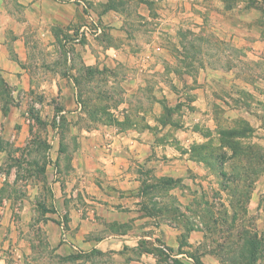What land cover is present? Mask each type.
Masks as SVG:
<instances>
[{
    "label": "crops",
    "instance_id": "obj_1",
    "mask_svg": "<svg viewBox=\"0 0 264 264\" xmlns=\"http://www.w3.org/2000/svg\"><path fill=\"white\" fill-rule=\"evenodd\" d=\"M129 17L111 0H0V188L32 144L52 145L38 179L25 180L50 189L52 210L38 219L49 254L31 260L33 204L20 230L2 208L0 249L8 228L17 264H232L191 212L206 176L223 190L221 175H259L230 199L257 207L264 245V26L237 39L225 21L221 53L167 79L162 47Z\"/></svg>",
    "mask_w": 264,
    "mask_h": 264
},
{
    "label": "rangeland",
    "instance_id": "obj_2",
    "mask_svg": "<svg viewBox=\"0 0 264 264\" xmlns=\"http://www.w3.org/2000/svg\"><path fill=\"white\" fill-rule=\"evenodd\" d=\"M111 1L129 12V18L132 19L134 25L139 23L143 26V30H141L143 34L142 37L148 41L155 40V42L160 44L162 51H156L155 56L157 60L167 61V79H170L169 73L171 71L180 75L185 66L195 70L200 57L214 60L219 51L220 53L222 51L221 43L225 39L226 33H229L227 29H233L229 25H225L226 22L236 26L234 35L237 39L240 38L243 32L241 29H243L245 25L256 23V25L264 26V0ZM147 10H149L147 12L148 14H140L142 12L145 13ZM147 15L150 19L146 18ZM131 28L132 31L134 29H141L138 26H133ZM230 51L235 53L234 55H236V57L242 54L237 50L230 49ZM169 56L174 58L175 61L171 62ZM153 76L155 77L152 78V82L158 83L160 79L164 78V73L161 68H157L153 72ZM57 132L59 134V130ZM64 145L66 149L68 147L66 141ZM4 147L10 149L12 152H16L14 146L9 147V145H5ZM31 148L35 152L33 156L24 159L20 158L19 164L23 167V170L21 171L20 169V172L16 173V176L10 175L4 182L2 188H0V219L4 215L2 208H9L13 220L16 222V229L20 230L19 220L21 213L23 211H28L27 213L30 212L27 210L28 208L23 209V203L25 202L27 207H30L28 205L29 203L33 204L30 208L34 209L35 212L30 216L28 235L30 236V242L34 250L31 260L35 261L37 257V255H35V249L37 254H49L44 240V232L39 225L38 219L44 215L45 211L52 210L49 194L50 189L44 187L39 193H35V190L26 186L25 180L33 181L38 179L40 171L43 170V164L46 161L45 157H42V155L45 151L52 150V145L42 141L38 146L32 144ZM14 160L15 159H13V161ZM11 163L12 162H10V164ZM30 163H36L37 169L35 166H32L30 169L29 167L26 168ZM253 163H255V161H253ZM27 169H29V173H27ZM258 178L259 175L253 173L246 174L245 176L238 174L221 175L219 181L221 187H224L223 190H213L210 189L212 178H209V176L205 177V179L209 181V186L205 190L202 204H194L191 212L193 215H198L200 217L203 229L208 235V243L211 244L212 236L217 237V242L220 243L222 247L226 249L230 247V249L233 250L235 246L239 245L238 242L240 239H237L238 236L241 235V232L245 229L250 231L255 228L257 207L251 206L248 214L247 203L244 204V202L241 201L240 203L239 201L240 204H236L230 197L231 195H235V193L244 194L243 191L238 192V190L235 189L238 182L244 180L247 183L254 184ZM14 179L16 182L11 184L9 181H13ZM250 192H252V190L247 191V195L249 193L248 196H250ZM228 199L230 200L229 205H227ZM42 203H45L48 208ZM8 233V228L3 234L1 233L3 238L1 239L2 247L0 251H2V254L0 253V262L4 260L5 264H17L19 262L11 251V246L4 242L8 237Z\"/></svg>",
    "mask_w": 264,
    "mask_h": 264
},
{
    "label": "trees",
    "instance_id": "obj_3",
    "mask_svg": "<svg viewBox=\"0 0 264 264\" xmlns=\"http://www.w3.org/2000/svg\"><path fill=\"white\" fill-rule=\"evenodd\" d=\"M239 239V245L235 246L233 250L227 247V253H221H223V256L230 260L232 264H254L259 256V252H264V245L261 243L257 232L254 229L250 231L245 229L241 232V235L238 236L237 240Z\"/></svg>",
    "mask_w": 264,
    "mask_h": 264
},
{
    "label": "built area",
    "instance_id": "obj_4",
    "mask_svg": "<svg viewBox=\"0 0 264 264\" xmlns=\"http://www.w3.org/2000/svg\"><path fill=\"white\" fill-rule=\"evenodd\" d=\"M99 28H97V30H98Z\"/></svg>",
    "mask_w": 264,
    "mask_h": 264
}]
</instances>
